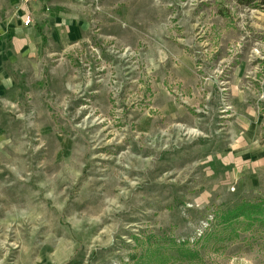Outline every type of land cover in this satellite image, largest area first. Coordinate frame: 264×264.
<instances>
[{
	"label": "rangeland",
	"instance_id": "374dc122",
	"mask_svg": "<svg viewBox=\"0 0 264 264\" xmlns=\"http://www.w3.org/2000/svg\"><path fill=\"white\" fill-rule=\"evenodd\" d=\"M0 264H264V2L0 0Z\"/></svg>",
	"mask_w": 264,
	"mask_h": 264
},
{
	"label": "trees",
	"instance_id": "16d2710c",
	"mask_svg": "<svg viewBox=\"0 0 264 264\" xmlns=\"http://www.w3.org/2000/svg\"><path fill=\"white\" fill-rule=\"evenodd\" d=\"M235 3L239 4V5H245V6H251L254 3H262L264 2V0H233ZM254 214H259V210L256 208V206L252 205V204H241L240 206L226 212L225 214H223L221 216V221H222V225L223 228L221 231L217 232L216 236H214L215 238L217 237L218 241H221V239L219 238L221 236V234L223 233L222 231L225 229L230 228L231 226H233L234 222L236 223L237 221H239L240 219L245 218L246 216H250L252 217V215ZM233 230H235L233 228ZM198 240H200V237L198 238ZM205 240H207V238H205ZM158 242H154L155 245L158 246L157 244ZM173 244V249L171 250H165V249H158V252L161 251V253H159V256H170L171 258H174L176 260L182 261V262H192V261H196L198 259V252L195 249V244L190 242V239H179L177 241H173L171 242ZM163 245V243L161 244V246ZM168 245V243H167ZM168 252V253H167ZM161 256V257H162Z\"/></svg>",
	"mask_w": 264,
	"mask_h": 264
},
{
	"label": "built area",
	"instance_id": "2783aa9c",
	"mask_svg": "<svg viewBox=\"0 0 264 264\" xmlns=\"http://www.w3.org/2000/svg\"><path fill=\"white\" fill-rule=\"evenodd\" d=\"M25 2H37L38 0H24ZM23 26H25V27H27V26H29V24H30V19H29V17L27 16V17H25L24 19H23Z\"/></svg>",
	"mask_w": 264,
	"mask_h": 264
},
{
	"label": "crops",
	"instance_id": "0c3cea01",
	"mask_svg": "<svg viewBox=\"0 0 264 264\" xmlns=\"http://www.w3.org/2000/svg\"><path fill=\"white\" fill-rule=\"evenodd\" d=\"M31 5H33V4H30L29 6H31Z\"/></svg>",
	"mask_w": 264,
	"mask_h": 264
}]
</instances>
